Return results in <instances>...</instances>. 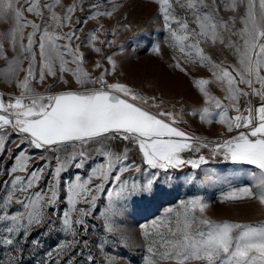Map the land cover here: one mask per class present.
Segmentation results:
<instances>
[{
	"label": "snow or ice",
	"instance_id": "1",
	"mask_svg": "<svg viewBox=\"0 0 264 264\" xmlns=\"http://www.w3.org/2000/svg\"><path fill=\"white\" fill-rule=\"evenodd\" d=\"M106 3L88 4L91 11L73 23L75 13L85 11L84 0L67 6L61 0L55 4L0 0V22L8 24L0 32V78L19 90L7 100L0 95V161L8 157L0 169V247L14 248L18 239L26 240L30 229L41 225L59 227L64 235L54 250L63 259L55 264H80L84 252L77 249L90 244L101 251L110 241L113 246L126 245L118 217L130 203L150 200L162 190L161 173L188 168L191 174L186 182L200 185H231L237 179L210 171L201 177L197 170L209 162L204 149L213 157L257 170L247 174L251 183L222 193L223 201L250 200L264 208V0H175L185 10L183 17L173 0H155L167 33L165 43L178 52L170 67L190 75L185 64L191 63L211 74V78H193L205 106L189 114L198 116L201 123L224 126L231 135L217 141L177 126V114L164 110L163 101L155 96L141 95L118 80L110 82L108 77L118 67L114 55L102 57L110 69L94 61L93 70H88L82 49L102 53L97 41L105 46L115 43L97 35L104 30L100 18L111 17L115 11L114 4L112 10H102ZM56 5L64 9L63 14L53 11ZM221 6L233 15L224 18ZM25 13L38 17L40 23ZM90 21H97L98 27L85 42L77 30ZM122 28L131 30V25ZM118 31L113 29L112 35ZM209 41L232 52L236 63L225 65L213 59L202 46ZM151 52L160 55V44H154ZM96 70L99 74L93 75ZM65 73L77 88L71 87ZM58 83L64 87L53 91ZM213 83L224 93L222 97L210 92L208 86ZM14 137L18 142L9 149ZM134 151L139 163L130 158ZM73 168L77 172L64 179ZM82 169H87L84 175L79 172ZM126 173L144 179L130 181ZM61 191L66 195L61 196ZM62 202L66 207L58 213ZM208 207L202 197L193 196L166 208L150 226H142L143 264H264V221H216L207 215ZM92 220H101L106 234L99 243L87 238L96 227ZM117 235L119 242L114 239ZM115 259L102 264H114ZM85 264H96L90 249Z\"/></svg>",
	"mask_w": 264,
	"mask_h": 264
},
{
	"label": "rangeland",
	"instance_id": "2",
	"mask_svg": "<svg viewBox=\"0 0 264 264\" xmlns=\"http://www.w3.org/2000/svg\"><path fill=\"white\" fill-rule=\"evenodd\" d=\"M47 3L55 4V0H45ZM73 0H61L65 6L71 4ZM97 0H84L85 11H77L73 16V23L77 18H83L85 14L91 9L87 7L90 3H95ZM185 2V0H181ZM22 3V0H21ZM176 12L183 17L185 10L181 9L179 4L173 0ZM115 5L114 14L111 17L100 18L99 23L104 25V30L97 33L100 40H114L115 43L110 46L101 45L97 41L96 46L102 48V53H96L89 48H83L82 51L86 57V67L89 71L93 70V62L100 61L105 67L110 69L107 61L102 59L105 55H114L118 67L116 73L109 76L110 82L119 81L131 86L135 91L145 96H155L157 101H163L161 107L167 111H173L177 114L178 125L184 131L195 135L197 137L207 139L209 141H217L224 139L227 135L224 126L218 123H201L198 116L193 117L189 113L193 110H200L204 107L202 96L198 93V89L193 84V78H211V74L207 68L200 65H193L186 63L185 67L188 68L190 75L170 67L173 63V55H178L174 49L170 48L165 43L167 36L163 27V20L158 12V5L155 0H108V3L102 4L101 9L107 8L112 10L111 6ZM222 8V6H221ZM53 11L63 14L64 9L56 5ZM46 15L47 10H45ZM241 14L243 9L241 8ZM26 17L40 23L38 17L25 13ZM221 15L228 18L233 15L230 12L221 10ZM189 21L192 17L188 16ZM131 25V30H124L122 25ZM8 27L6 22H0V32H3ZM98 27L97 21H90L87 25L77 30V35L81 37L82 41L86 42V36L94 28ZM194 27V25H193ZM237 27L240 24L237 22ZM113 29H119L116 35H112ZM49 30H52L51 28ZM106 30V31H105ZM31 29H25V33ZM63 31H69L64 28ZM233 39H237L233 37ZM76 41L75 43H79ZM63 43V42H61ZM159 43L161 46V54L156 55L151 52L154 44ZM205 52L213 57L217 62L223 61L225 65L235 64L236 57L234 54L223 46L216 44L212 45L209 41L202 45ZM11 52V49H9ZM3 61H0L2 64ZM71 66V65H70ZM100 70L93 72V75H98ZM65 79L71 82L73 89L78 85L70 74H64ZM23 73H21V78ZM52 78H49V83ZM64 87L58 83L53 91L60 90ZM210 92L217 96L222 97L224 93L215 84H210ZM39 91L44 89L39 88ZM13 94L18 95L19 90L14 86L9 85L0 78V95L4 96L7 100ZM158 111V109H151ZM234 115L235 113H230ZM16 138L9 143L8 148H14ZM202 154L208 158V164L202 166L203 170H197L202 177L204 171H210L221 176L236 177L229 184H205L200 185L189 184L186 182V177L191 174V170L185 168L182 171L169 170L167 174L161 173L160 188L162 189L158 194L150 200H137L135 203H130L125 210L123 216L118 217L122 223L118 224L119 232L127 239L126 245L113 246L111 241L106 245V251H101L97 246L90 244L89 248L77 249L83 251L84 256L80 258V264H85L89 249L91 254L95 257L96 264L109 260L115 257L114 264H143V257L146 255V244L143 239L144 225H151L153 219L162 217L166 208L175 206L180 200H186L193 196L202 197L209 205L207 215L216 221L234 220L250 223H257L264 221V208H261L256 202L250 200L240 201H223L221 199L222 193H226L232 187H239L244 183H251L248 173L257 171L254 166L233 164L231 161H225L222 157H213L208 149H204ZM186 157L190 154H185ZM131 159L140 162V157L137 152L130 155ZM8 160L5 156L3 161ZM0 161V169H3L4 163ZM97 162H101L97 160ZM35 164V160L32 161ZM55 165L53 164V167ZM87 169L79 170L81 175ZM76 169L65 175L64 179L74 175ZM130 181L133 179L143 180V176L133 175L126 173ZM171 177L172 179H168ZM3 172L0 171V192H3ZM66 195L61 191V196ZM84 205H79L83 207ZM18 208V205H13ZM66 207L63 202L57 206L56 211L59 213ZM103 205H101V208ZM53 220L55 216L49 212ZM98 215V213H97ZM92 224L96 225L87 237L89 240H97L99 243L106 235L102 227L101 220H92ZM57 225L59 222L57 221ZM2 231V229H0ZM31 235L25 239H18L14 248L8 246L0 247V264H48L49 261L55 264L57 260H62L63 255L56 253L54 250L56 246L64 239V235L59 231V227L53 228L51 226H35L30 229ZM119 242V235L114 237ZM34 241L38 243H34ZM52 252L51 256L47 254Z\"/></svg>",
	"mask_w": 264,
	"mask_h": 264
}]
</instances>
